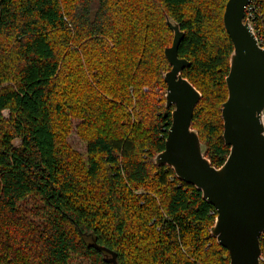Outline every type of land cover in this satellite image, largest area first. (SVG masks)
<instances>
[{
  "label": "trees",
  "instance_id": "1",
  "mask_svg": "<svg viewBox=\"0 0 264 264\" xmlns=\"http://www.w3.org/2000/svg\"><path fill=\"white\" fill-rule=\"evenodd\" d=\"M256 1L245 18L264 35ZM227 2L0 0V264H230L211 236L215 207L154 161L175 109L168 19L185 33L182 76L201 94L192 129L213 167L230 154ZM75 123L86 155L67 142ZM30 197L40 229L19 208Z\"/></svg>",
  "mask_w": 264,
  "mask_h": 264
},
{
  "label": "water",
  "instance_id": "2",
  "mask_svg": "<svg viewBox=\"0 0 264 264\" xmlns=\"http://www.w3.org/2000/svg\"><path fill=\"white\" fill-rule=\"evenodd\" d=\"M252 0H228L224 26L233 44L228 98L222 107L223 138L230 147L225 164L215 168L205 157L199 135L192 129L194 110L201 94L182 76L190 62L180 59L185 33L167 20L174 33L165 50L171 70L166 108L174 106L165 150L155 157L157 166L173 169L177 178L194 186L215 207L217 218L211 235L230 254V264H261L260 239L264 235V48L246 21ZM111 264H117L113 256Z\"/></svg>",
  "mask_w": 264,
  "mask_h": 264
},
{
  "label": "rangeland",
  "instance_id": "3",
  "mask_svg": "<svg viewBox=\"0 0 264 264\" xmlns=\"http://www.w3.org/2000/svg\"><path fill=\"white\" fill-rule=\"evenodd\" d=\"M254 25V24H253ZM255 26V25H254ZM256 36L259 37L260 35L262 37H264V35L261 34V30L256 28ZM6 117H8V113L6 112L4 114ZM133 121V120H132ZM76 125L77 123L74 124V128L72 133L70 134V136L67 139L68 144L78 153L82 154V155H86V144L84 142L81 141V139L78 137L77 132H76ZM194 130V129H193ZM198 133L197 130H194ZM199 135V134H198ZM200 139V138H199ZM18 141L15 143L16 145H18ZM202 144V143H201ZM203 146V145H202ZM39 206V199L35 198V197H30L29 199H27L26 201L22 202L20 205V211L22 212V214L28 218V220L30 221L31 224H33L34 228H42V223L35 219L32 215H31V211L34 208H37ZM212 236V235H211ZM213 237V236H212ZM111 257H109V260L112 262ZM70 264H91L89 261L83 259V258H79V257H73L72 261L70 262Z\"/></svg>",
  "mask_w": 264,
  "mask_h": 264
},
{
  "label": "built area",
  "instance_id": "4",
  "mask_svg": "<svg viewBox=\"0 0 264 264\" xmlns=\"http://www.w3.org/2000/svg\"><path fill=\"white\" fill-rule=\"evenodd\" d=\"M256 3L257 1L256 0H252L251 3L249 4V6L247 7L246 11H249L251 12L252 10H254L255 6H256ZM246 19V18H245ZM250 16L249 18L246 19V21L251 25V27L253 28V23L252 21L250 20ZM253 32L255 33L256 35V31L255 29L253 28ZM258 41H259V44L264 48V40H263V37L260 35L259 37H257ZM262 117H263V121H264V111H263V114H262Z\"/></svg>",
  "mask_w": 264,
  "mask_h": 264
}]
</instances>
